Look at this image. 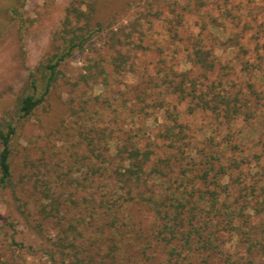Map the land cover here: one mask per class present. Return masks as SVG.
I'll list each match as a JSON object with an SVG mask.
<instances>
[{
	"label": "rangeland",
	"instance_id": "374dc122",
	"mask_svg": "<svg viewBox=\"0 0 264 264\" xmlns=\"http://www.w3.org/2000/svg\"><path fill=\"white\" fill-rule=\"evenodd\" d=\"M70 1L0 0V116L13 112L26 74L49 51L52 33ZM198 2L97 0L96 17L111 19L122 38L134 30V40L142 36L143 46L124 50L129 53L128 66L119 74L109 63L116 54L106 43L109 33L93 37L84 51H75L62 63L65 79L24 124L15 146L13 180L18 186L14 191L0 188V264H69L71 258L58 251L71 254L73 250L67 252L71 239L90 244L95 257L114 253L115 264H173L170 245L160 233L161 220L145 205L121 206L112 230L101 225L102 218L87 215L92 203H83V197L93 189L82 187L91 176L81 159L86 152L92 159L90 147L114 154L112 145L130 135L152 143L156 161L166 155L169 140L161 135L173 125V115L174 125L184 130L182 150L189 156L183 165L178 160L172 165V180H179L189 157L204 159L224 146L222 163L246 157L239 168L229 170L227 180L236 179L229 201L247 203L244 211L246 225H253L248 232L252 239L216 223L221 252L206 263V253L197 252L191 263L227 264L228 258L239 264H264V0ZM178 13L183 15L180 24L174 20ZM211 17H216L227 38H214L211 27L200 33L215 60L207 71L190 61L185 48ZM169 26L176 36L168 32ZM161 59L173 67L185 92L195 85V93L210 96L212 90L238 96L240 114L224 117L197 104L193 92L183 97L171 86L158 85ZM107 142L109 151L104 150ZM94 183L97 197L103 181L96 178ZM107 183L115 185L109 177ZM45 185L50 187V198L39 192ZM246 196L250 200L244 202ZM235 223L246 226L241 219ZM69 224L78 231L68 229ZM112 243L119 244L118 251L111 252ZM172 245L179 250L180 241L172 240Z\"/></svg>",
	"mask_w": 264,
	"mask_h": 264
},
{
	"label": "trees",
	"instance_id": "16d2710c",
	"mask_svg": "<svg viewBox=\"0 0 264 264\" xmlns=\"http://www.w3.org/2000/svg\"><path fill=\"white\" fill-rule=\"evenodd\" d=\"M97 0H71L66 6L61 25L53 33L50 41V49L38 60L28 71L16 97V104L12 113H4L0 116V188H10L14 191L16 185L13 180V158L14 149L18 142L24 124L47 100L53 89L57 87L65 74L61 69L62 63L75 51H84L93 37L102 33H109L106 43L109 48L115 51L110 56V64L114 72L119 74L128 66L129 53L126 49H140L142 36L134 40V30L120 36L121 30L113 25L109 19H98L96 17L95 3ZM202 3L199 0L198 5ZM197 5V6H198ZM203 5V3L201 4ZM11 11L16 13V8ZM182 14L175 15L174 20L180 24ZM202 17V15L200 16ZM216 17L200 26L199 32L190 39V44L185 48L190 61L203 69L210 71L215 65L213 53L205 45V38L200 35L208 27L213 28L216 39L227 38L224 28L216 24ZM137 30L139 28H136ZM168 32L172 37L177 31L170 26ZM158 62V85L171 86L183 97L192 95L197 99V104L216 114L222 113L224 117H234L240 114V100L238 96H230L220 91L201 93L196 90L195 85L188 92H185L181 81L176 82L173 67H166V60ZM103 73V70L101 71ZM83 80L86 77L82 76ZM81 79V80H82ZM104 80L106 76L104 75ZM75 85V82L73 83ZM191 109V108H190ZM192 110V109H191ZM176 124V116L173 115V125H169L161 135L166 143V155L154 161L155 152L152 143H142L133 136L128 135L121 142L112 145L114 154L106 155L103 150L95 151L98 147H90L95 159L90 158V153L82 155L86 170L91 177H86V184L82 187L93 189L83 197V203H92L87 215L102 218L101 225L116 228L119 221V211L124 204L140 203L153 211L156 218L161 220L160 233L170 245L169 254L173 264H192L191 256L197 252H204L203 262L206 263L212 254L221 252V242L215 235L219 230L213 226L216 223H224L232 229H239L251 240L249 232L251 226L246 225L244 208L247 203H232L229 201L231 192L235 188L236 179L228 182L230 169H237L240 163L244 162L241 157H231L228 163H222V153L227 146L211 152L204 159L189 157L185 161L184 169H181L179 180L171 178L172 165L179 161L181 165L185 156L184 130L180 124ZM175 128H178L175 131ZM109 142L105 143L104 150L109 151ZM183 149V150H182ZM89 159V160H88ZM96 160V161H95ZM216 163V165H215ZM88 173V172H87ZM111 178L115 185L107 187V178ZM99 178L103 181L99 186L100 192L95 195L94 180ZM158 180L156 181V179ZM80 184H82L80 182ZM50 187L45 185L39 191L42 198H50ZM73 202V199H71ZM250 200L248 196L244 202ZM51 203H57L56 198H51ZM85 210L88 207H84ZM245 227L237 225L235 221L240 220ZM108 220V221H107ZM255 228V226H254ZM68 229L78 231L74 224H69ZM103 229V227H101ZM256 231V229H255ZM82 236L81 233H79ZM180 241V248L177 250L172 245V240ZM65 245V244H64ZM70 253L58 251L60 255H67L71 259L69 264H115L116 255L107 253L101 257H95L96 253L90 244L85 241L74 242L72 239L67 244ZM253 244H250V248ZM111 252L118 251L119 244L109 245ZM183 252H185L183 254ZM179 259H187L182 263ZM227 264H239L234 260L224 259ZM247 264H251L250 262Z\"/></svg>",
	"mask_w": 264,
	"mask_h": 264
}]
</instances>
